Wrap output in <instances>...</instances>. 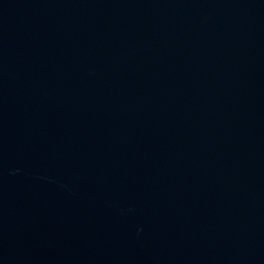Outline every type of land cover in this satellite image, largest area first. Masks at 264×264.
<instances>
[{"label": "water", "instance_id": "1", "mask_svg": "<svg viewBox=\"0 0 264 264\" xmlns=\"http://www.w3.org/2000/svg\"><path fill=\"white\" fill-rule=\"evenodd\" d=\"M0 264H264V0H0Z\"/></svg>", "mask_w": 264, "mask_h": 264}]
</instances>
